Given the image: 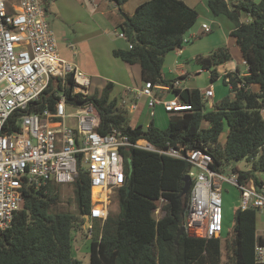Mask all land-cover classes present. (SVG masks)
<instances>
[{
  "label": "trees",
  "instance_id": "obj_1",
  "mask_svg": "<svg viewBox=\"0 0 264 264\" xmlns=\"http://www.w3.org/2000/svg\"><path fill=\"white\" fill-rule=\"evenodd\" d=\"M46 13L55 0H42ZM121 8L127 0H109ZM210 11L226 15L235 25L232 35L248 65V73L228 74L233 97L225 96L207 108L199 88H178L175 95L193 105L191 111L171 114L166 128L150 122L147 126L129 123V110L112 97L113 82L87 98L69 96L73 102H92L100 113L98 131L115 129L133 142L146 140L156 150L130 147L124 150V184L113 200L118 211L105 222H93L89 264H257L255 246L264 243L257 233L256 210L235 211L233 232L205 238L185 231L176 237L186 219L190 191L183 194L185 177L193 166L185 159L162 154L169 147L190 150L207 147L212 168L231 169L241 181L264 177V0H207ZM199 12L184 0H145L120 23L127 47L114 49L123 61L141 66L142 80L172 85L164 76L166 55L184 45L186 34L195 25ZM247 17V19H243ZM201 67L210 72L213 83L218 67L231 61L230 49L220 46L207 56H198ZM60 79L51 80L40 100L28 111L53 108L61 88ZM241 84V85H240ZM258 85L259 90L250 89ZM227 129L225 141L221 135ZM133 162L129 174L128 159ZM239 162L251 165L249 170ZM76 210H59L58 189L49 193L27 192L13 225L0 229V264H82L73 254V232L83 231L91 207V186L86 174L74 183ZM159 211L160 213H157ZM224 223V222H223ZM224 231V228H223ZM225 238L226 249H222Z\"/></svg>",
  "mask_w": 264,
  "mask_h": 264
},
{
  "label": "built area",
  "instance_id": "obj_2",
  "mask_svg": "<svg viewBox=\"0 0 264 264\" xmlns=\"http://www.w3.org/2000/svg\"><path fill=\"white\" fill-rule=\"evenodd\" d=\"M209 31V25H204ZM119 37L126 38L123 31ZM187 39H184V43ZM225 72L226 81H230ZM248 73V71H247ZM246 73V74H247ZM241 76L245 74H241ZM60 79L57 100L50 108L28 111L40 100L51 80ZM91 76L59 52L42 0H0V229L13 225L24 204L27 192L47 194L53 188L74 183L86 174L91 186V207L85 215L89 236L93 222H105L117 188L124 184V150L139 147L156 150L146 140L133 142L127 134L114 130L98 131L100 113L88 101L77 104L69 99L91 92ZM180 80L172 85L145 81L137 91L148 98L150 108L162 104L170 114L193 109L178 95L164 99L168 90L180 88ZM241 85V84H240ZM229 87L232 84L229 83ZM202 97L213 107L212 86L201 90ZM126 99L122 101L127 106ZM135 110L137 103L127 106ZM261 113L264 118V108ZM162 154L187 160L198 173L192 177L186 205L184 227L200 237H220L224 228V183L234 184L241 192L239 208L254 209L264 214V179L241 181L231 169L212 168L213 157L207 147L190 150L169 147ZM251 165H247L249 170ZM88 218V219H87ZM257 264H264V243L255 246Z\"/></svg>",
  "mask_w": 264,
  "mask_h": 264
},
{
  "label": "crops",
  "instance_id": "obj_3",
  "mask_svg": "<svg viewBox=\"0 0 264 264\" xmlns=\"http://www.w3.org/2000/svg\"><path fill=\"white\" fill-rule=\"evenodd\" d=\"M106 1L110 2L109 0L53 1L49 6L48 13L53 16V21L50 23L55 31L58 49L64 59L73 62L91 76L93 88H97V86L101 88L105 83L113 82V91L116 89L119 92L118 96H115L118 100L122 102L126 99L127 106L132 102L137 103L135 110H129L126 105L124 106L130 113L135 114L139 124H141L139 119L146 112L148 120L143 125L147 126L150 122L155 121L158 108L165 109L161 104L150 108L148 98L138 96L137 91L144 85L140 64L127 63L120 57H116L113 52L114 49L127 47L126 39L118 35L119 25L134 11L126 10L125 4L120 10L115 2L107 3ZM205 1L207 2V0ZM116 10L119 11L118 14L114 13ZM198 12L197 22L185 36L187 42L182 47L169 52L163 64L165 78L173 81L179 79L181 89L197 88L189 83L194 77L200 76L202 71L209 72L201 67L197 57L207 56L220 46L230 49L232 60L218 67V79L223 80L225 72L238 71L241 74H246L248 71L247 62L236 38L231 34L235 27L234 23L224 14L214 15L209 8H203ZM243 19L245 20L247 17H243ZM205 24L209 25V31H205ZM112 30L116 32V37L110 34ZM209 86L213 88L212 84ZM250 89L258 91L259 86L252 85ZM174 91L164 92L163 98L175 97ZM169 115L171 114L169 113ZM160 128L163 129L166 126ZM225 139L221 135V140L225 141ZM244 164L246 163L244 162ZM261 176L264 177V174Z\"/></svg>",
  "mask_w": 264,
  "mask_h": 264
},
{
  "label": "rangeland",
  "instance_id": "obj_4",
  "mask_svg": "<svg viewBox=\"0 0 264 264\" xmlns=\"http://www.w3.org/2000/svg\"><path fill=\"white\" fill-rule=\"evenodd\" d=\"M142 1H145V0H127L125 3V9L133 12L135 10L134 8ZM184 1H186V3L189 4L190 6L197 8L198 10H202L203 8L208 9V5L206 4L207 2L205 0H184ZM106 2L113 3V1H110V2L106 1ZM114 13L118 14L119 11L116 10L114 11ZM47 18H48L49 23L50 22L52 23L53 16L51 13H47ZM110 34L114 35L115 37L117 36L116 32L113 30L110 31ZM105 84L101 88L98 86L97 88H93V92L102 90ZM189 84L196 86L200 90L205 89L206 87L212 84L213 89L215 90V97L213 99V104H216L225 96H229L230 98L233 97V94L232 92H230L229 87L223 83V80L221 78L217 79L216 82H213V83L211 82L209 72L202 71L201 75L194 77ZM112 92H113L112 97L118 96L119 94V92H117L116 89H114V91ZM205 103H206L207 108L212 107L209 104V102L206 101ZM145 116H146V112L139 119L141 124H146L148 117L147 116L145 117ZM128 118H129V123L132 126L139 124L136 121L137 118H135L134 113L129 112ZM169 120H170L169 113L166 112L165 110L158 108L156 112V119L154 121V124L158 127H165V126L167 127V124H169ZM226 133H227V129L222 134L223 139H225ZM238 164L243 165L244 162H239ZM244 166L247 167L246 164H244ZM197 173H198V169L192 168V177H194V175ZM59 194H60V201L58 204L59 210H76L74 185L64 184L60 186ZM223 196H224V206H223L224 236L223 237H225L227 233L233 232V227L235 224L234 214H235V211L239 208L241 192L234 184L227 182V183H224V195ZM117 208H118L117 203L114 200H112L111 207H110L111 212L116 213L118 211ZM157 213H160V212L157 211ZM256 216H257L256 218L257 233L264 235V214H262V212H260L259 210H256ZM83 229L84 230L81 232H73V237H74L73 254L77 259L81 260L82 264H89V261H90L89 241L91 239L87 233L86 228L84 227ZM225 247H226V244H225V238H224L222 241V249L224 252L226 249Z\"/></svg>",
  "mask_w": 264,
  "mask_h": 264
},
{
  "label": "water",
  "instance_id": "obj_5",
  "mask_svg": "<svg viewBox=\"0 0 264 264\" xmlns=\"http://www.w3.org/2000/svg\"><path fill=\"white\" fill-rule=\"evenodd\" d=\"M128 166H129V174L131 175L132 174V171H133V162H132V159L129 158L128 159ZM191 185H192V177L190 174H187L186 177H185V185H184V188H183V194H187L189 193L190 189H191ZM241 211V208H238L237 209V213H239ZM88 219V218H87ZM185 231V227L182 226L178 232V235L176 237V243L178 242V238L180 237V235Z\"/></svg>",
  "mask_w": 264,
  "mask_h": 264
}]
</instances>
